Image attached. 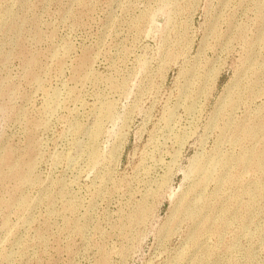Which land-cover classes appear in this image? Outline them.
I'll use <instances>...</instances> for the list:
<instances>
[{
    "label": "rangeland",
    "instance_id": "rangeland-1",
    "mask_svg": "<svg viewBox=\"0 0 264 264\" xmlns=\"http://www.w3.org/2000/svg\"><path fill=\"white\" fill-rule=\"evenodd\" d=\"M0 264H264V0H0Z\"/></svg>",
    "mask_w": 264,
    "mask_h": 264
}]
</instances>
